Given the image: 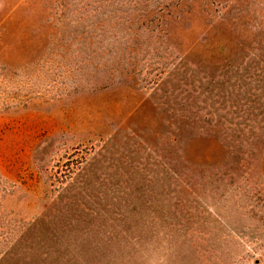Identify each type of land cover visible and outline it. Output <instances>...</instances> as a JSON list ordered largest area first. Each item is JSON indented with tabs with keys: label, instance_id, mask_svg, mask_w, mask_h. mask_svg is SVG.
<instances>
[{
	"label": "rangeland",
	"instance_id": "374dc122",
	"mask_svg": "<svg viewBox=\"0 0 264 264\" xmlns=\"http://www.w3.org/2000/svg\"><path fill=\"white\" fill-rule=\"evenodd\" d=\"M0 264H264V0H0Z\"/></svg>",
	"mask_w": 264,
	"mask_h": 264
}]
</instances>
